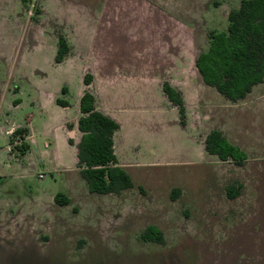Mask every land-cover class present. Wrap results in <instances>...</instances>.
Here are the masks:
<instances>
[{"label":"rangeland","instance_id":"374dc122","mask_svg":"<svg viewBox=\"0 0 264 264\" xmlns=\"http://www.w3.org/2000/svg\"><path fill=\"white\" fill-rule=\"evenodd\" d=\"M239 3L0 0V264H264V81L236 103L211 88L205 109L212 121L200 130H184L172 113L164 114L166 125L156 95L141 99L134 138L117 141L133 182L119 194L88 191L80 173L68 169L73 148L54 151L36 105L46 91L65 87L58 96L74 117L82 70L106 57L110 43H126L132 62L155 64L166 57L173 28L184 26L204 48L207 32L224 30ZM59 36L73 47L62 63L54 60ZM29 121L35 144L29 139L23 156L13 149L3 157L4 130ZM211 127L245 152L242 163L220 161L193 141ZM57 193L69 203L56 204ZM149 225L163 243L141 239Z\"/></svg>","mask_w":264,"mask_h":264},{"label":"trees","instance_id":"16d2710c","mask_svg":"<svg viewBox=\"0 0 264 264\" xmlns=\"http://www.w3.org/2000/svg\"><path fill=\"white\" fill-rule=\"evenodd\" d=\"M28 5L30 0H19ZM39 12L37 11V14ZM227 26L224 30H209L207 48L195 60L196 68L203 82L213 87L231 103L244 99L252 88L264 80V0H240L239 6L227 13ZM69 51L64 37H58L56 63L63 60ZM90 74L86 73L83 83L88 84ZM162 91L168 100L177 107L180 123L184 124L185 107L179 91L166 81ZM66 93V88H61ZM60 106H68L67 101L57 98ZM80 116L77 129L80 133L76 143L77 165L80 175L87 184L90 193L119 194L133 187L131 177L118 165L113 150V134L118 124L95 108L92 94L84 92L79 100ZM24 129H15L12 137L24 138ZM12 142L13 139L11 138ZM69 143L73 144L72 138ZM21 152L28 144L21 141ZM204 149L220 161L242 163L246 154L238 146L227 140L218 129L211 130L204 138ZM232 185L226 193L229 198L237 194ZM174 192H178L177 189ZM59 205H66L69 199L62 193L54 196ZM144 242L163 243V235L155 226H147L141 234Z\"/></svg>","mask_w":264,"mask_h":264},{"label":"crops","instance_id":"0c3cea01","mask_svg":"<svg viewBox=\"0 0 264 264\" xmlns=\"http://www.w3.org/2000/svg\"><path fill=\"white\" fill-rule=\"evenodd\" d=\"M173 29L176 30L171 32L173 38V41L169 43L171 46L169 45L163 49L166 57L157 61L155 64L149 63L148 60L132 62L131 59L126 57V43L120 45L110 43L108 45L109 50L106 57L102 58L100 62H97L93 69L82 70V84L77 91L76 98L77 115L74 117L68 118L66 115L69 105L63 107L56 103V99L60 98L58 94L59 92L61 94V89L59 92L57 89L53 92L46 91L43 96L37 99L36 105L40 112L45 115L43 133L52 137L55 143L54 151H56L57 146L64 149L73 148L74 150V166L68 168L69 170L75 169L79 173L76 167V143L80 137V133L77 129V120L80 116L79 100L84 92L92 94L95 100V108L113 119L119 126L113 134V150L118 164L121 167L123 164L119 163L117 154L118 138L122 142H125L127 139L131 141V139L134 138L133 128L136 129L138 126V124L137 126L133 124L134 120L141 116V106L143 103H146V100L142 101L141 99H145L147 96L152 95L151 93L156 95L160 103L159 112L165 124L164 114L169 116L171 113L175 117L173 123L180 124L184 130L188 124L200 130L202 127L201 125L207 124L208 120H210V122L212 121L211 110L205 108H208L207 105L211 108L209 97L212 96L213 92L211 88L213 87L203 82L195 65L197 56L207 48L208 41H206L205 47L203 48L202 45L199 44V46L197 44L194 36L195 34L188 31L184 26L180 25ZM180 34L184 36H182L183 40L180 39ZM68 46L69 51L64 56L61 63L65 62L66 59L69 58V55L72 54L73 47L69 44ZM86 73L91 76V80L87 85L83 83V77ZM165 81L181 94L185 107L184 124L180 123L177 107L168 100L162 91V84ZM254 87L250 93H252ZM150 88H154V92L149 91ZM224 100L226 99L224 98ZM190 119H192L193 122L190 123ZM18 128L25 130L23 139L17 136L12 137L14 130ZM214 129L217 128L211 127L203 136H199V134L196 137L193 136V138H195L193 141H198L202 144L204 152H206L204 149V138ZM4 134L7 135L9 144L4 148L2 153L3 157H6V154L13 149H15L18 156H23L28 149L24 153L21 152L19 146L21 141L28 144L27 141L31 139L35 144L30 121L26 126L11 125L4 130ZM11 138L13 139L12 142L10 141ZM69 138L73 139V144L69 143ZM121 141L120 143L122 144ZM48 145L49 143H44L45 147Z\"/></svg>","mask_w":264,"mask_h":264},{"label":"built area","instance_id":"2783aa9c","mask_svg":"<svg viewBox=\"0 0 264 264\" xmlns=\"http://www.w3.org/2000/svg\"><path fill=\"white\" fill-rule=\"evenodd\" d=\"M39 177H42V175L40 174Z\"/></svg>","mask_w":264,"mask_h":264}]
</instances>
